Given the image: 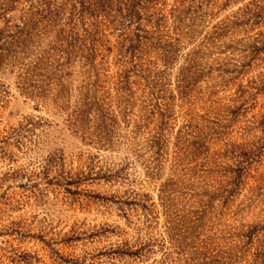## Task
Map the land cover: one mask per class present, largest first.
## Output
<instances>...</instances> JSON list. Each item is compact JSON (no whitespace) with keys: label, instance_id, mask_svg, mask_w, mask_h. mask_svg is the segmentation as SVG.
Instances as JSON below:
<instances>
[{"label":"rangeland","instance_id":"1","mask_svg":"<svg viewBox=\"0 0 264 264\" xmlns=\"http://www.w3.org/2000/svg\"><path fill=\"white\" fill-rule=\"evenodd\" d=\"M57 1L65 4L64 22L75 0ZM163 3L169 10L175 0ZM29 5L0 0V28L20 24ZM204 12L191 29L189 21L170 19L175 31L145 59L163 110L154 113L141 84L131 112L113 102L103 118L92 112L74 125L69 114L85 93L77 48L63 86L53 79L31 95L19 58L5 45L0 264H193L201 240L225 248L264 225V0H216ZM102 22L85 15L78 28L83 35L104 31L115 51L121 27ZM45 26L36 28L34 60L58 45V18ZM48 59L37 63L45 68L54 61ZM110 63L114 75L118 67ZM51 68L54 78L59 72ZM179 242L182 253L173 247Z\"/></svg>","mask_w":264,"mask_h":264},{"label":"trees","instance_id":"2","mask_svg":"<svg viewBox=\"0 0 264 264\" xmlns=\"http://www.w3.org/2000/svg\"><path fill=\"white\" fill-rule=\"evenodd\" d=\"M163 1L97 0V3L92 6L85 0H75L69 17L61 22L59 17L64 12V3L60 4L57 0H28L30 5L25 20L8 31L0 28V67L4 64L2 53L6 51V45L16 59L19 58L20 65L23 67L24 90L34 95L33 93H42L44 89L47 90L53 79L63 86L64 69L72 65L76 57L74 48H77L80 53V63L84 68L82 88L84 87L85 93L82 94L80 101H76L69 114L71 123L74 125L84 123L92 112L103 118L104 106L108 108V105L110 106L113 102H116L124 113L131 112L135 106L134 87L141 84L149 87L153 96L149 101L151 112L154 113L157 109L163 111L160 109V98L155 96L153 80H150L151 71L146 67L145 59L151 49L157 47H159L158 50L162 49V39L172 31L169 25L170 19L179 24L189 21L190 24L187 27L191 29L194 21L204 15L205 8L216 0H175V4L169 10L162 8L164 5L166 7L165 3L159 6ZM4 9L9 10L8 7ZM94 13L97 17L104 19L102 22L104 25L108 23L111 26L121 27L124 37L113 46L115 51L108 48L109 41L105 40L104 31L97 34L88 30L84 35L80 33L79 20H82L85 15L93 17ZM188 15L191 18L186 20ZM56 17L63 27L56 34L55 44L58 45L51 47L54 54L50 55L49 52V57L46 58L45 51L37 56V60H34L37 53H34L37 25L43 22L46 24L45 29L47 24L54 21ZM65 26H69V33L64 29ZM178 38L179 33L176 32L174 39L178 40ZM208 39L213 41L217 37L209 36ZM156 41L158 43H155ZM52 57L54 61L48 62L45 68H41L37 63L43 58H49L48 61H50ZM163 57L160 56V59L168 63L169 55L164 54ZM110 58L118 67L114 75H111L108 69L111 66ZM49 67L57 70L59 74L53 78ZM201 76L202 74H199L195 80ZM111 88L116 91V94L111 92ZM29 89L36 92H29ZM60 93L64 97L63 89ZM107 118H109L108 115ZM190 126L191 124L187 125L188 129ZM261 233L263 238L260 237ZM237 238V242L230 241L225 248L217 244L215 240L213 244L212 238H208L210 241L201 240L193 246L194 253L198 255L193 264H240L242 261L244 264H264V225L251 226L247 231L237 235ZM182 241L184 242L185 239ZM183 242L175 244L174 249L180 253L184 252ZM254 243H257L256 247L253 246ZM167 258H170L169 252H166L165 259Z\"/></svg>","mask_w":264,"mask_h":264}]
</instances>
